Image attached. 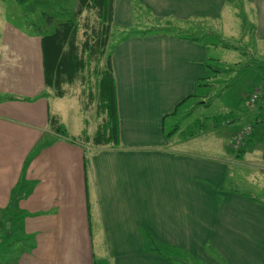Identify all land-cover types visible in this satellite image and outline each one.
<instances>
[{
	"label": "crops",
	"instance_id": "crops-1",
	"mask_svg": "<svg viewBox=\"0 0 264 264\" xmlns=\"http://www.w3.org/2000/svg\"><path fill=\"white\" fill-rule=\"evenodd\" d=\"M236 1L114 0L113 24L129 27L137 3L149 18L190 32L236 17ZM239 1L264 42V0ZM26 4L0 0V225L18 214L31 241L16 264H166L144 251L146 237L208 264H264V201L238 188L259 184L264 193L263 137H253L255 152L252 138L238 154L230 139L194 145L197 136L178 124L166 130L213 75L209 43L153 30L112 45L120 141L97 145V128L69 130L61 113L51 115L50 98L72 96L46 87L43 33L23 25ZM50 116L67 135L51 129ZM208 243L223 247L220 261L207 258Z\"/></svg>",
	"mask_w": 264,
	"mask_h": 264
},
{
	"label": "rangeland",
	"instance_id": "rangeland-1",
	"mask_svg": "<svg viewBox=\"0 0 264 264\" xmlns=\"http://www.w3.org/2000/svg\"><path fill=\"white\" fill-rule=\"evenodd\" d=\"M11 2L13 3V0ZM236 2L240 3V5L235 6L236 17L235 14L226 15L221 22L215 23L213 27L201 26L188 32L201 36L203 41L209 43L211 48L209 52L210 64L217 65L222 72L214 79L212 86L198 87V96H194L192 100H188L189 103L186 102L187 104L180 108L182 114L177 118L167 120L166 130L170 131L174 128V124H178L185 130L184 135L193 133L194 136H197L196 139L192 140V143H196L194 145H201L202 142L220 143L223 138L224 140L230 139L232 149L238 152L254 136H257V142L262 141L261 136L264 138V131L259 129V127L262 129L264 127V77L257 76V71H262L258 65L264 64V42L255 38L253 27L255 20L252 12L249 11V8H243L244 5L241 4V1L237 0ZM21 7L25 12L23 25L26 29L31 28L34 32L39 30L43 34H51L60 29L65 22L76 23L78 29L75 44L79 48V55L81 54L84 58L87 57L82 48L86 41H90L93 49L97 50L96 53H93L90 61L86 62L85 70L75 78L73 83H67L63 86L64 94L72 96L73 100L69 97L64 99L50 98L51 115L56 116L61 113L67 122V126H69V130L74 131L76 128L87 126L88 130L93 133L95 128L98 129L103 122L104 114L99 112L98 90L95 84L97 75L94 68L100 70L106 67L112 45L124 38L126 34H131L132 31L135 34H142V31L155 29L156 25L172 27V22L151 18V14L149 18L148 12L138 7L137 3L133 6L132 24L122 31L112 22L107 36L105 26L109 22H102V11L96 7H83L80 0H27L26 6ZM104 37H106L105 45L101 40ZM226 41L234 42L239 48L233 49L221 44V42L224 44ZM256 69L258 70L256 71ZM262 73L264 71L260 74ZM48 90L56 93L54 88ZM204 92L206 95L200 100L199 94ZM92 94L94 96H91ZM256 122L255 128L252 125ZM213 126L217 128L212 130V133L204 135L208 133L205 129ZM200 128L201 132L198 136ZM55 130L54 128L53 131L59 134ZM240 131L243 132V144L235 147L233 143ZM252 133L254 134L251 135ZM254 140L253 138L249 150L258 145L256 141L253 143ZM193 147L199 150L201 146ZM212 150L214 149L212 148ZM253 152L255 150L250 153ZM234 186L236 187V183ZM258 186L259 184L253 188L249 184L240 185L238 188L242 194L256 197V201H264V193L259 190ZM10 217L9 214L6 215V219L2 220L0 225V238L5 237L4 241L1 240L0 243V257H9L14 261L19 258L20 253L27 248L31 241L27 237H23V232L19 228L20 224L14 219V223L17 222L15 227L13 219ZM13 230L16 234L18 233L17 237L12 235ZM8 238L13 239L12 245L4 246V243L5 245L8 243L6 242ZM18 238L19 240H17ZM149 238L146 237L144 251L158 255V258L164 260L165 263L167 262L166 264L207 263L204 262L207 261L204 256L202 260L182 248L158 244ZM222 249L223 247L219 248L208 243L205 246L207 258L211 260L210 257H212V259L220 261L221 255L224 256Z\"/></svg>",
	"mask_w": 264,
	"mask_h": 264
},
{
	"label": "trees",
	"instance_id": "trees-1",
	"mask_svg": "<svg viewBox=\"0 0 264 264\" xmlns=\"http://www.w3.org/2000/svg\"><path fill=\"white\" fill-rule=\"evenodd\" d=\"M26 1V0H21ZM81 6L85 7H96L99 8L102 11L101 19L103 23H106L107 21L108 25L105 26V33L106 36L109 32L111 23L113 22V2L114 0H80ZM154 27V26H153ZM77 24L76 23H70L65 22L63 23L62 27L60 29L55 30V32L51 34H43L42 35V47H43V54H44V73H45V84L48 89H55L56 93H54L58 97H63L64 89L63 86L67 83H73L75 78L85 70L86 68V62L90 61L93 53H96L97 50L93 49L94 47L90 43V41H86L83 45V52H86V58H84L81 54L78 53V46L75 44V38L77 35ZM153 30H163L166 32H172L173 34L179 35L184 34L188 35L190 38L200 41L202 40L201 36H192L193 34L188 33L187 31H183L182 28H178L174 25L172 27L164 26V27H155V29H148L145 31H142V34H147L152 32ZM135 34L133 31L131 34H126L124 38L129 37L130 35ZM190 34V35H189ZM102 42L106 43V37L103 39L101 38ZM68 44V45H67ZM222 45H225L227 47H231L233 49H238L239 46L235 44L234 42L230 41L224 44L221 42ZM216 45H219L216 43ZM99 63V62H98ZM245 67V66H244ZM258 68L264 71V64L258 65ZM209 69L212 72V76L203 78V80L198 84L199 86H211L212 85V79L216 78L219 73L222 72V70L217 67V65H212L209 63ZM258 69H256L257 71ZM94 72L97 75L96 79V86L98 90V98H99V112L101 114H104V119L102 124L99 125L94 137L92 138L93 143L97 145H108L113 144L117 145L120 141V133H119V115H118V108H117V99H116V87H115V78L112 71V66L110 62V55L106 64V67L103 69H97L94 68ZM101 72V74H100ZM261 72L257 71V76L264 77V73L260 74ZM100 74V77H99ZM258 84V83H257ZM262 84V83H259ZM247 93V92H246ZM45 95L49 94V92H44ZM246 95V94H245ZM91 96H94L93 94ZM191 95L189 98H194ZM189 98L185 101L187 102ZM183 102L181 105L185 104ZM201 103V101H199ZM179 108V107H178ZM173 114H177V111ZM50 127L57 133H60L62 135H67V132L65 131V127L62 124H59L58 119L54 116H50ZM253 127L257 124L253 123ZM254 134V133H252ZM251 134V135H252ZM84 139H87V141H90L89 136L86 134L84 135ZM264 139V138H263ZM56 139L50 140L47 142V144H52ZM250 141H252L250 139ZM248 141V142H250ZM247 142V143H248ZM245 144V146L247 145ZM245 146L238 151V154H243L245 152ZM15 199V198H14ZM11 217L10 219H13V223L17 221L18 223L21 221V216H18V214L10 213ZM13 216V218H12ZM15 219V221H14ZM16 222V223H17ZM14 223L13 225L15 226ZM19 226V225H18ZM16 227V226H15ZM19 228H21L19 226ZM13 236L18 235L13 230ZM19 237V236H18ZM4 236L0 238L4 241ZM13 238V237H11ZM11 238L6 239L8 243H4V246H10L12 245L13 239ZM19 240V238L17 239ZM4 257V256H3ZM0 257V264H16V260H11L9 257ZM9 258V259H8Z\"/></svg>",
	"mask_w": 264,
	"mask_h": 264
},
{
	"label": "built area",
	"instance_id": "built-area-1",
	"mask_svg": "<svg viewBox=\"0 0 264 264\" xmlns=\"http://www.w3.org/2000/svg\"><path fill=\"white\" fill-rule=\"evenodd\" d=\"M236 146H240L241 144H243V132H238V134L235 137V141L233 143Z\"/></svg>",
	"mask_w": 264,
	"mask_h": 264
}]
</instances>
